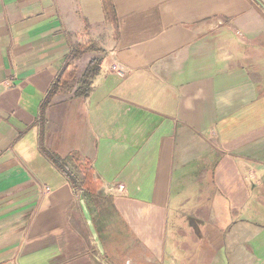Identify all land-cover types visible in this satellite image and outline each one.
<instances>
[{
    "label": "crops",
    "instance_id": "crops-1",
    "mask_svg": "<svg viewBox=\"0 0 264 264\" xmlns=\"http://www.w3.org/2000/svg\"><path fill=\"white\" fill-rule=\"evenodd\" d=\"M104 1L0 0V264H264V8Z\"/></svg>",
    "mask_w": 264,
    "mask_h": 264
},
{
    "label": "trees",
    "instance_id": "trees-1",
    "mask_svg": "<svg viewBox=\"0 0 264 264\" xmlns=\"http://www.w3.org/2000/svg\"><path fill=\"white\" fill-rule=\"evenodd\" d=\"M105 10L107 12V15L109 16V19L113 22L115 28H117L116 20H115V6L112 5L111 0H105L104 1ZM100 60L99 59H91L86 64V69L81 75V77L78 79V86L76 90L74 91V96H87V93L91 89L92 84V78L97 75L100 71ZM66 72V71H65ZM64 75H60L57 79L56 86H60L62 84V78ZM91 180V176L89 174L86 175L85 183L89 184Z\"/></svg>",
    "mask_w": 264,
    "mask_h": 264
},
{
    "label": "built area",
    "instance_id": "built-area-1",
    "mask_svg": "<svg viewBox=\"0 0 264 264\" xmlns=\"http://www.w3.org/2000/svg\"><path fill=\"white\" fill-rule=\"evenodd\" d=\"M108 70L114 75H118L120 77L124 76L127 73V69L124 65L119 63V61L110 62L108 63Z\"/></svg>",
    "mask_w": 264,
    "mask_h": 264
},
{
    "label": "water",
    "instance_id": "water-1",
    "mask_svg": "<svg viewBox=\"0 0 264 264\" xmlns=\"http://www.w3.org/2000/svg\"><path fill=\"white\" fill-rule=\"evenodd\" d=\"M256 2H258L262 6V8H264V5H262L261 2H259L258 0H256Z\"/></svg>",
    "mask_w": 264,
    "mask_h": 264
}]
</instances>
